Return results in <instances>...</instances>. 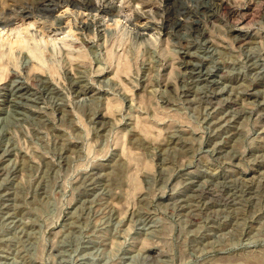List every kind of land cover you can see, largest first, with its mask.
<instances>
[{
    "label": "rangeland",
    "instance_id": "obj_1",
    "mask_svg": "<svg viewBox=\"0 0 264 264\" xmlns=\"http://www.w3.org/2000/svg\"><path fill=\"white\" fill-rule=\"evenodd\" d=\"M0 21L47 54L0 79V264H264V0H0Z\"/></svg>",
    "mask_w": 264,
    "mask_h": 264
},
{
    "label": "bare ground",
    "instance_id": "obj_2",
    "mask_svg": "<svg viewBox=\"0 0 264 264\" xmlns=\"http://www.w3.org/2000/svg\"><path fill=\"white\" fill-rule=\"evenodd\" d=\"M93 2V1H92ZM129 2V1H128ZM93 4V3H92ZM221 4V3H220ZM115 6V5H114ZM224 7V5H222ZM236 9V8H235ZM231 11V10H230ZM239 11V10H238ZM244 11V10H243ZM236 12V11H235ZM230 13V12H229ZM233 14V13H232ZM247 16V15H246ZM242 17V16H241ZM6 18V16H5ZM22 19V18H21ZM242 19V18H241ZM240 19V20H241ZM13 20V19H12ZM3 21V20H2ZM1 22V21H0ZM13 22V21H12ZM135 22V21H134ZM142 22V21H140ZM244 22V20H243ZM145 23V22H144ZM9 25V24H8ZM2 26V25H1ZM0 26V79H2L5 74L8 73V64H9V59L11 58L12 54L14 53V50L16 47L22 48V47H27L30 53L33 54V56L39 60L40 63H44L45 62V49H44V45L42 42H46V38L43 36H40L39 38L37 37V35H30L28 34V32L25 30V28H22L23 26H18L16 27V25L14 24L15 27H13V25H11V28H5V27H1ZM30 26V25H29ZM25 30V31H24ZM56 30V29H55ZM58 30V29H57ZM56 30V31H57ZM244 33V32H243ZM246 33V32H245ZM44 34V33H43ZM56 34V33H55ZM42 35V34H41ZM46 35V34H45ZM51 35V34H49ZM49 35H47V37H49ZM5 36V37H4ZM53 36V35H51ZM54 37L57 36L55 35ZM243 37V36H242ZM51 38V37H50ZM64 38V37H63ZM62 38V39H63ZM55 39V38H54ZM239 39V38H238ZM244 40V39H243ZM48 42V41H47ZM68 41H65V43ZM83 51V50H82ZM14 55V54H13ZM32 56V57H33ZM33 57V58H34ZM9 58V59H7ZM73 58V57H72ZM17 59V58H16ZM35 59V60H36ZM37 60V61H38ZM13 61V60H11ZM123 61V60H122ZM38 62V63H39ZM35 63V62H34ZM39 63V64H40ZM47 63V62H46ZM36 64V63H35ZM38 65V64H37ZM43 65V64H42ZM40 66V65H39ZM48 67V66H46ZM52 67V66H50ZM10 68V67H9ZM12 68V67H11ZM26 68V67H25ZM54 67H52L50 69L53 70ZM14 72V71H13ZM12 72V73H13ZM11 73V72H10ZM10 75V74H9ZM6 77V76H5ZM12 82V81H11ZM21 87V86H20ZM1 89V88H0ZM13 90V89H12ZM21 92V91H20ZM8 98V97H7ZM6 99V98H5ZM216 100V99H215ZM17 102V101H16ZM107 108V107H106ZM112 112V111H111ZM101 115V114H100ZM103 117V116H102ZM225 117V116H224ZM112 118V117H110ZM143 123V122H142ZM218 123V122H217ZM143 125V124H142ZM147 126V125H145ZM140 127V126H139ZM142 128V127H141ZM145 128V127H144ZM146 130V129H145Z\"/></svg>",
    "mask_w": 264,
    "mask_h": 264
}]
</instances>
